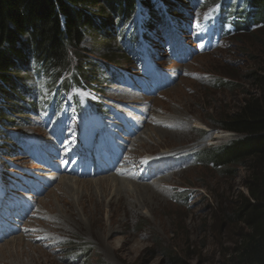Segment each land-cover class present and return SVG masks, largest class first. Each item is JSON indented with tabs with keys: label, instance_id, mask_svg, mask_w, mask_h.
Instances as JSON below:
<instances>
[{
	"label": "rangeland",
	"instance_id": "obj_1",
	"mask_svg": "<svg viewBox=\"0 0 264 264\" xmlns=\"http://www.w3.org/2000/svg\"><path fill=\"white\" fill-rule=\"evenodd\" d=\"M169 2L183 9L167 17L184 23L174 44L162 35L128 60L116 35L99 50L93 35L83 42L80 57L109 54L118 75L98 94L79 93L104 104L112 121L93 150H84L96 126L91 115L76 112L68 97L52 101L36 73L20 74L36 87L39 107L10 112L14 123L0 125L8 136H0V234L8 233L0 264H219L231 254L243 226L228 217L246 196L248 172L199 162L197 153L239 137L218 122L259 89L264 24L246 18L244 0ZM227 2L247 15L239 31L223 34L218 24L235 26V14L222 15ZM139 9L138 24L147 17ZM135 123L141 126L126 141ZM112 162L110 172L101 170Z\"/></svg>",
	"mask_w": 264,
	"mask_h": 264
},
{
	"label": "trees",
	"instance_id": "obj_2",
	"mask_svg": "<svg viewBox=\"0 0 264 264\" xmlns=\"http://www.w3.org/2000/svg\"><path fill=\"white\" fill-rule=\"evenodd\" d=\"M169 1L161 0L168 15L178 14L180 9L177 5L172 9ZM244 2L253 10L244 14L246 18L264 24V0ZM139 7L147 10L149 19L144 24L158 26L160 7L154 10L152 0H0V125L4 128L14 123L10 112L14 116L28 110L27 89L20 74L29 71L30 63L46 70L55 82L67 76L60 83L66 91L75 85L100 93L102 81L112 80L108 64L113 59L101 54L99 60L88 61L79 56L82 44L91 34L99 50L100 43L115 36L114 28L130 22ZM255 79L260 84L257 93L218 122L220 129L239 137L197 153L199 162L222 170L241 167L248 172L246 196L228 217L234 228L243 229L237 233L229 257L219 264H264V78ZM0 136L8 140L1 131Z\"/></svg>",
	"mask_w": 264,
	"mask_h": 264
},
{
	"label": "bare ground",
	"instance_id": "obj_3",
	"mask_svg": "<svg viewBox=\"0 0 264 264\" xmlns=\"http://www.w3.org/2000/svg\"><path fill=\"white\" fill-rule=\"evenodd\" d=\"M112 166H114V163L110 164L109 166H106L105 169H103V171L106 172V173H107V172H110ZM148 166H151V163H149ZM98 174H99V172H98ZM68 181H69V180H68ZM70 181H71V180H70ZM76 183H77V181L74 182L73 184H76ZM71 184H72V183H71ZM70 186H71V185H70ZM72 186H73V185H72ZM135 187H136V186H135Z\"/></svg>",
	"mask_w": 264,
	"mask_h": 264
},
{
	"label": "clouds",
	"instance_id": "obj_4",
	"mask_svg": "<svg viewBox=\"0 0 264 264\" xmlns=\"http://www.w3.org/2000/svg\"><path fill=\"white\" fill-rule=\"evenodd\" d=\"M175 16V15H174Z\"/></svg>",
	"mask_w": 264,
	"mask_h": 264
}]
</instances>
